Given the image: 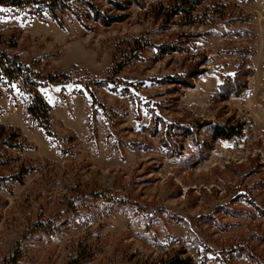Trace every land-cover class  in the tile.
<instances>
[{
    "label": "rangeland",
    "instance_id": "1",
    "mask_svg": "<svg viewBox=\"0 0 264 264\" xmlns=\"http://www.w3.org/2000/svg\"><path fill=\"white\" fill-rule=\"evenodd\" d=\"M124 1L108 26L0 4V52L56 75L52 134L0 77V264H264V0Z\"/></svg>",
    "mask_w": 264,
    "mask_h": 264
},
{
    "label": "trees",
    "instance_id": "2",
    "mask_svg": "<svg viewBox=\"0 0 264 264\" xmlns=\"http://www.w3.org/2000/svg\"><path fill=\"white\" fill-rule=\"evenodd\" d=\"M108 3L111 4V7L103 9L100 4L93 0H0V4L2 5L16 9H29L40 16L46 14L60 23L64 22L63 19L68 11L77 12L76 14L80 17L86 15L87 17L98 20L107 26L115 22L123 21L128 17L129 13L127 11L121 12V10H126L128 4L127 1L108 0ZM201 3L202 0H165L153 5L152 9L157 16L163 18V22H169L172 18L179 17L181 19L187 18V20L190 18V21H186V23L190 24L192 23L191 19L195 20L193 14L197 11ZM142 5L144 6L145 4L143 3ZM170 48H173V46H169V49ZM55 76L56 75L54 74H36L34 76L33 71L31 69L28 70V67L18 61L16 56L0 52V77L7 82H22L24 88L30 93L27 111L38 125L48 134L53 133L51 105L47 102L37 87L54 82L56 80ZM240 133L241 129L236 125H218L214 130L215 136L222 138H231ZM15 135L18 136L19 134L12 133L9 135V140H13ZM11 158L17 160V157H8L5 161L8 162ZM28 172L29 169L22 164L18 167V170L13 173V177L17 178ZM81 262L82 261L77 258L71 260L69 264H81ZM162 264L194 263L190 257L176 255L162 261Z\"/></svg>",
    "mask_w": 264,
    "mask_h": 264
}]
</instances>
